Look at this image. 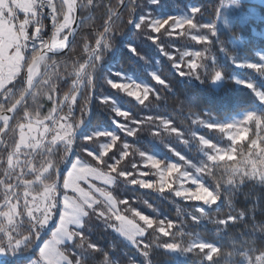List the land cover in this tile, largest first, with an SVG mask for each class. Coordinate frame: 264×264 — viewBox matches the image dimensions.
I'll list each match as a JSON object with an SVG mask.
<instances>
[{"label":"trees","instance_id":"obj_1","mask_svg":"<svg viewBox=\"0 0 264 264\" xmlns=\"http://www.w3.org/2000/svg\"><path fill=\"white\" fill-rule=\"evenodd\" d=\"M181 1L80 0L82 24L70 46L74 51L68 56L46 57L40 73L43 75L35 89L8 128L5 129L4 123L0 126L1 209L8 202L23 201L20 195L25 183L37 182L36 172H32L31 167L44 170L50 156L54 157L55 169L48 177L53 180L56 177L60 180L59 173H65L78 157L96 163L85 149L94 145L99 149L102 141L109 137H98L99 140L93 139L89 144L83 136L97 127L117 129L119 140L115 151L111 148L103 161L108 165L122 161L116 164V171H111L114 176L123 171L131 174L128 179L138 180L139 172L145 168V159L134 151L139 148L146 155H162L165 165L172 162L179 165L182 174L172 175V188L177 191L190 184L180 183L182 177L202 178L213 192L219 186L220 200L210 204L205 200L184 199L170 191L160 193L152 188H141L139 184H129L124 177H117L113 192L121 199L137 201L133 205L136 210L156 223H162L158 231L149 228L145 235L129 239L116 230L118 224L115 221H97L93 213L85 226L75 233L82 231L100 250L88 249L87 243L78 247L79 236L63 246L68 256L73 260L79 257L83 264H264V64L260 63L258 54L264 47V38L252 34L253 26H264V7L259 6L260 17H250L245 23L237 19L230 28L217 29L214 24L218 16L216 11H220L219 21H222L224 7L216 9L209 0H199L201 11L194 16L198 27L188 24L177 29L174 26L177 20L187 13L186 10H191L193 2H197L186 0L188 5L184 8ZM55 2L61 12L65 11L61 0ZM163 12L171 15V23L158 32L149 29L153 18ZM143 16L145 19L137 29L134 23ZM209 23L214 27L205 28L204 25ZM106 28L110 31L106 32ZM212 32L214 34L210 36ZM202 34L209 36L210 43L198 42ZM154 35L155 40L152 39ZM101 36L105 43L100 54L103 59L89 60L85 45H95ZM106 45L114 46L109 50ZM129 45L136 49L135 53L130 51ZM39 52L25 48V68ZM198 52L205 53L203 66L191 69L189 64L197 63ZM52 59L57 63L53 64ZM87 61L88 68L95 66L94 82L91 79L84 85L82 92L75 96L74 104L69 99L50 120L42 122L51 116L55 97L60 104L65 94L69 98L75 95L78 90L74 84L76 74ZM110 68L147 81L152 86L148 99L139 104L122 88L117 91L118 87H105L104 79L106 73L107 77L110 75ZM153 72H158L166 83L158 82ZM217 72L222 73L219 81L214 80ZM23 74L0 91V112L12 106L24 93ZM242 78L249 83L240 84ZM52 83L58 85L55 92L51 90ZM92 86L95 91L92 121L84 135L76 136L72 155L65 156L68 146L60 142L57 147L46 146L44 153L38 151L16 169H11L9 159L17 146L18 126L23 122L53 124L59 111L77 125L81 119L85 123ZM38 91L41 92L36 97ZM45 92L53 96L50 112L44 106ZM109 95L118 98L126 111L124 115L116 114L113 101H103ZM71 103L72 107L69 106ZM247 114L250 115L244 122V134L237 140L230 135V129L218 126ZM116 121L122 124L118 126ZM168 121L173 122L177 132L168 130ZM129 131H136V135H127ZM157 131L159 135L155 134ZM52 134L48 138L53 137ZM125 142L131 145V154L121 157L119 154L124 151L122 144ZM63 165L65 168L59 170ZM104 168L108 170V167ZM151 171L154 170L150 168ZM60 182L58 188L62 186L63 181ZM123 207L119 205V208ZM20 211L21 217L15 227L18 232L13 237L29 233L32 239L23 246L26 248L24 257L11 256L14 260L4 264L23 262L37 255L41 243L50 237L49 231L41 234L40 227H34L36 222L26 217L23 206ZM2 220L0 248L6 247V222Z\"/></svg>","mask_w":264,"mask_h":264},{"label":"rangeland","instance_id":"obj_2","mask_svg":"<svg viewBox=\"0 0 264 264\" xmlns=\"http://www.w3.org/2000/svg\"><path fill=\"white\" fill-rule=\"evenodd\" d=\"M31 1V0H27ZM151 2V0H149ZM193 1V0H192ZM197 2H193L191 4V10L184 15H182L176 22V25H174L177 29L183 28L185 25H188L187 21L193 19L195 14L192 12L193 8L199 7V0H196ZM5 2V3H4ZM211 3V6L221 8L224 7V10L221 17H223L222 21H219V12H217V21H214V24H216L217 29H228L230 28L234 22L238 19L241 23H245L249 20L250 17H260L262 16L259 10H256L254 8L249 9H240V8H234L233 5H230L228 1L220 0L219 2H215L213 0H209ZM152 3V2H151ZM182 6L184 8L188 5L186 0L181 1ZM19 6L18 0H0V35L5 34L7 30L12 27L11 35H15L17 32L14 31L13 24V17L15 16V12L17 11L16 8ZM57 6V3H56ZM58 9H60L57 6ZM60 11V10H59ZM61 12V11H60ZM62 13V12H61ZM65 13V11H63ZM171 15L167 14L166 12H163L161 14L156 15L153 18L152 28L154 31L157 29H160L164 26V21H169ZM145 19V16H143ZM156 21H159L160 23H156ZM16 26V21L15 25ZM252 34L255 36H260L264 38V26L261 28H258L256 26H253L252 28ZM203 37V34L200 38ZM99 45L96 43L93 46H87L85 51L88 53L87 56L89 60H98L96 59L97 56H100L101 49L103 48V37L101 36L99 38ZM22 42V41H21ZM127 47V46H126ZM117 50V49H116ZM258 54L260 57V63L263 62L264 64V47L258 50ZM89 61L85 62L80 70L77 72L76 76L77 79L74 82V84L77 86L78 90L72 97L66 100L65 97L61 101L60 104H58V110L64 105L66 101L71 99L70 101H73V97H77L80 92H82V88L84 85L91 80L95 66H92L88 68ZM46 64V61H42L39 66V74L41 73V68L43 65ZM253 66V65H252ZM254 67V66H253ZM113 68H110L109 72L110 75L107 77V73L104 79V86L105 87H111L107 81L111 80L114 82H117L118 84V90L119 87L122 88V90L127 89V92L129 94H136L138 93L139 99L145 98L147 94L149 93L152 86L145 81L144 79L139 78L138 76H129L126 73L119 72V70L114 71ZM111 71V72H110ZM211 71H213V67L211 68ZM153 77H160V74L158 72L152 73ZM37 77V76H36ZM247 79H239L240 84H247L249 83L246 81ZM93 81V80H92ZM117 88V87H112ZM41 91L36 92V97L38 96V93ZM51 96V99H48L45 97L44 104L46 108L49 110L52 109V103H53V96L49 93ZM111 100L114 102L115 111L120 110L123 113H126V111L122 108V105L119 103L118 98L113 97L111 95L104 97L103 101ZM55 102V101H54ZM72 107V103L69 105ZM85 107L88 109V105L86 104ZM51 108V109H50ZM73 110V109H72ZM250 114L241 116L235 120H229L228 122L224 124H218L221 128L230 129L231 136L233 139L237 140L240 136L244 134L245 131V121L248 119ZM119 124H122L120 121H116V125L119 126ZM71 125L72 131L66 132L65 129ZM77 123L71 121L68 117L65 115L60 114V111L58 112L57 118L53 120V124L51 123H30V122H23L18 126V140H17V146L15 148V152L10 156L9 159V165L11 169H16L25 159L29 156V158L33 157L36 152L40 151L41 153H44L46 150V146H52L57 145L60 142H64L65 145L71 147V151L75 150V147L73 145V142L76 138L75 133L77 131ZM79 128V127H78ZM92 129V128H91ZM50 133H53L52 136H57L58 139L54 142L53 137L48 138V135ZM85 130L81 133V135H84ZM91 136L92 139L99 140L102 136H108L109 139H106V141H102L100 144V148L98 149L95 145L88 147L87 153H90L92 151H95L100 154V160L104 161V156L101 155L102 153H107L112 148V139L113 137H118L117 129H108V128H101L97 127L94 128L88 133H86L83 136V140L85 142H90L91 140H86V137ZM99 137V138H98ZM71 140L72 144L69 145L66 143V140ZM101 139V138H100ZM90 144V143H89ZM54 147V148H55ZM97 148V149H96ZM89 155V154H88ZM91 156V155H90ZM155 159H158L164 164V157L162 155H150ZM93 160L96 161V163H93L92 160L86 158V157H78L76 160L73 161L75 163L76 161H79L80 163L76 164V168L74 171V175L71 178V180L65 179L62 182V186L60 187V180H58V177L55 178V190H53L49 185L51 181H53L52 178L48 177L52 169H55L53 165V159L54 157H49L48 164L46 165L44 170H40L36 167H31L32 172H36V175L34 176L36 183H33L32 181H28L25 183V189L22 190V202H8L2 209L0 208V217H2L5 213L8 214L10 217V220H2L6 222L5 226V236H6V247L0 248V264L7 263L8 261H13L14 259L11 256H18V257H24L26 254V248L23 246L26 245L27 241L29 239H32V236L28 233L24 236H18L13 237V235L17 234L18 229L17 224L19 222V219L21 217V211L20 208L23 206L24 211L26 213V217L31 219L32 222H36L34 227L38 225L40 227L39 232L43 234L46 231L50 232V237L46 244H44L43 247H41L40 252L37 255H33L28 260H25L23 262H12L13 264H41V261L43 264H67V261L64 259V256L61 255L63 252L65 255V250L63 246L66 243H70L72 241H69L67 239L68 234L75 233L80 229V226L76 223V220L78 219L79 215V205L83 203L84 193H87L97 199H103L99 195V192L97 189L105 190V191H113V185L109 184L107 182L109 178V172H111V169H109V165L106 162L98 163L96 157L91 156ZM177 164L175 162H172L170 164ZM169 164V165H170ZM114 164H111V166ZM165 165V164H164ZM105 167H108V170H106ZM177 166H179L177 164ZM65 167L60 166L59 170H63ZM94 169H98L99 171H94ZM68 170H71L70 168ZM152 172V171H151ZM150 168H144L141 170L138 175V180H150V181H156L158 180V177L155 175H151ZM141 173H147L146 175H142ZM112 175V173H111ZM114 176V175H113ZM171 183H172V177H171ZM180 183H190L187 184V186H184L180 189V192L186 196L188 199H197V200H205L208 203L210 201L214 200V192L211 190V188L205 184L202 180V178L199 177H182ZM60 184V185H59ZM148 188V187H147ZM67 197V199H66ZM20 202V203H19ZM55 203V208H52V203ZM119 207V205H118ZM61 215L64 218L63 222V230L55 237H52V233L56 232L58 228H61ZM144 215V214H143ZM45 217H47V223H43L45 220ZM128 216V220H129ZM148 217V216H147ZM149 218L147 222L149 223ZM152 219V218H151ZM131 223H136L134 220H129ZM23 222V221H22ZM125 224H120V229L122 232L127 233V236H130L135 238L136 236L141 235L140 233L136 232H128ZM51 226H53V229H51ZM55 227V228H54ZM119 228V224H118ZM33 230V227L30 228ZM17 231V232H16ZM123 233V234H124ZM125 235V234H124ZM126 236V235H125ZM130 239V238H129Z\"/></svg>","mask_w":264,"mask_h":264},{"label":"clouds","instance_id":"obj_3","mask_svg":"<svg viewBox=\"0 0 264 264\" xmlns=\"http://www.w3.org/2000/svg\"><path fill=\"white\" fill-rule=\"evenodd\" d=\"M105 31H110V29H105ZM67 39V38H65ZM97 44L99 45V41H97ZM108 47L109 50H111V48L114 45H106ZM85 47H87V44L85 45ZM63 49H64V55L68 56L70 53H72L74 51V49H69L67 46V43H65V45H63ZM129 49L130 51H132L133 53H135V48L132 47L131 45H129ZM46 59V56H40L39 54H37V60L38 61H44ZM63 59V57L61 58ZM96 59L98 61H101L103 59L102 56H97ZM52 63L56 64L57 61L55 59H52ZM31 72L32 70L29 69V82H31ZM57 84L56 83H52L51 84V90L52 92H55L56 88H57ZM44 96L48 99H51V96L49 95L48 92L44 93ZM65 97H67V94H65ZM72 144L69 143V145ZM135 152L137 153H141V150L139 148H135L134 149ZM72 155V151H71V147L68 148V150L65 152V156H70ZM102 156L104 155V153L101 154ZM122 161H119V163H121ZM99 163V162H98ZM76 166L75 165H71V170H75ZM109 169H111V171H116L115 169L112 168L111 165H109ZM199 171V169H198ZM131 174L125 176L123 171H118L116 172V175L113 176L111 175V172H109V178L107 180V182L113 186L116 185V181H117V177H124L125 180H127V182L129 184L132 185H137L139 184V186L141 188H145L146 185L153 183L154 181H150V180H136V179H128V177ZM209 175H211V172H209ZM53 190H55V181H51L50 185H49ZM154 191H158L160 193H163L165 191H170L172 192L175 196H181L184 199H187L186 196H183V194L180 191L175 190L174 188L171 189H165L164 185L161 184L160 187H153L152 188ZM97 191L99 192V195L101 197H103V199H97L87 193H84V199H83V203L79 205V215H78V219L76 220L77 224L80 226V229H82L85 224L88 222L89 218L92 217L93 213H95V218L97 219V221H101V222H107V221H115L117 224H125V223H131V221L128 220V216L131 215L133 217V219L135 220H139L142 221V227H138L137 228V232L140 233L141 235L144 234V232L146 230H148L149 228H153L154 230L158 231L159 230V224L162 223V221H158L155 225V227H153L152 225H150L147 220L148 217L146 215H143L140 211L136 210L134 208V203H136L137 201H133L130 202L127 199H121L120 196L116 195L115 192L113 191H105V190H101V189H97ZM220 190H219V186H217V188L214 190V200L210 201L209 203H218L220 200ZM67 199V197H66ZM143 203L147 204V201H143ZM118 205H123V209L119 208ZM149 207H151L150 204H148ZM52 208H55V203H52ZM61 219V228H58L56 232L52 233V237L55 238L62 230H63V222H64V218L61 215L60 217ZM43 223H47V217H45V220L43 221ZM117 231L122 232L120 228H116ZM124 233V232H122ZM125 234V233H124ZM127 236V234H125ZM79 236L80 237V241L79 244L77 245L78 247H82L84 244L87 243V248L93 251H99L100 249L98 248L97 245L90 243L88 237L82 232H78V233H71L68 234L67 239L69 241H74L76 239V237ZM128 238L132 239V237L127 236ZM135 242V241H134ZM61 255L64 256V259L67 261V264H83V261L79 258L76 257L75 260H73L71 258V256L65 255L63 252L61 253ZM74 255V253H73ZM105 258H107L108 254L105 253Z\"/></svg>","mask_w":264,"mask_h":264},{"label":"snow or ice","instance_id":"obj_4","mask_svg":"<svg viewBox=\"0 0 264 264\" xmlns=\"http://www.w3.org/2000/svg\"><path fill=\"white\" fill-rule=\"evenodd\" d=\"M151 2H152V3H157L158 0H151ZM200 11H201V9H199V8H193V9H192V12H193L194 14H195V13H198V12H200ZM143 19H144V18L142 17V18L139 19V22L134 23V26H135L137 29H139V27H140V23L143 22ZM156 23H160V22H159V21H156ZM170 23H171V21H167V20L164 21V22H163L164 27H167ZM187 23H188L189 25H191L193 28L198 27V26L196 25V23H195V18H194V17H193V19L188 20ZM148 27H149V29H152V23H149ZM204 27H205V28H210V27H214V26H213L211 23H209V24L204 25ZM156 31L158 32V31H160V29H157ZM213 34H214V32L210 33V36L213 35ZM208 37H209V36H205V37H202V38H198V42H201V43H202V42H205V41H206V42L210 43V40L208 39ZM156 38H157V37H156L155 35L152 37L153 40H155ZM135 51H136V49H135ZM202 58H206V57H205V53H204V52H198V53L196 54V60H197V63H195V64L190 63V64H189V67H190L191 69H198L199 67H202V66H203ZM180 67H183V65H180ZM181 73H183V72H181ZM183 74H184V73H183ZM197 78H199V76H198ZM91 79L94 81V80H95V76L93 75ZM156 79H157L158 82H160L161 84H165V83H166V81H164V80H163L162 78H160V77H156ZM220 79H222V73L217 72V73L214 75V80L219 81ZM107 83H108L111 87H118L117 82H114V81L109 80V81H107ZM123 91L127 92V89H124ZM130 95H132L133 98H135L136 101H137L139 104H143V103L148 99V96H145V98H144L143 100L139 99V98H138V96H139L138 93H136V94H130ZM65 99L67 100L68 97H65ZM75 100H76V97H73V101H72L73 104L75 103ZM89 111H90V109H89ZM116 114H117L118 116H119V115H124V113L121 112L120 110H116ZM161 119H163V118H161ZM256 119L259 120L258 117H256ZM83 123H84V121L81 119V120L79 121V124L82 125ZM201 123H204V122L201 121ZM172 125H173V122H172V121H168L166 127H167L168 130H170L171 132H177L176 127H173ZM65 131H66V132H71V131H72V127H71V125H69V126L67 127V129H65ZM155 134H156V135H159V132L157 131ZM127 135H129V136H135V135H136V131H129V132L127 133ZM57 139H58L57 136H54V137H53V141H54V142H55ZM85 139H86V140H91L92 137L89 136V137H86ZM117 140H119V137H115V136H114L113 139H112V150H113V151H115L116 141H117ZM200 140H201L202 142H204V143H207V141H205L203 137H200ZM65 142L69 144V143H71V140L69 139V140H66ZM122 147H123L124 151L121 152L119 155H120L121 157H127V156H129V155L131 154L130 151H129V149L131 148V145L128 144L127 142H125V143L122 144ZM85 152H88V150L85 149ZM88 154L91 155V156H93V157H96L97 162H99V163H102V162H103V161L100 160V158H99V157H100V154H99V153H97V152H95V151H92V152H90V153H88ZM104 155H108V153H104ZM139 155L145 159L144 167H145V168H151L152 170H154V171L151 172V175H155V176L158 177V180L154 181V182L151 183V184L146 185V187H148V188H153V187H157V188H158V187H160L161 184H163L164 187H165V189H171V188L173 187V185H172V183H171V177H172L173 173H181V174H182V169L179 168V167L177 166V164H174V163H173V164H170V165H164V164H162V162H161L160 160L155 159V158H153V157L150 156V155H146V154L143 153V152L139 153ZM213 159H214V157H213ZM77 163H80V162H79V161H76L75 163H72L71 165H75V166H76ZM116 164H119V160L116 162ZM116 164L112 165V168H113V169L116 168ZM134 167H135V166H134ZM70 169H71V166H70ZM74 171H75V170H66V172L63 173V174L59 173L60 181H64L65 179L71 180V178H72L73 175H74ZM94 171H99V170H98V169H94ZM129 174H130V173H128V172H124V175H125V176H127V175H129ZM141 174H142V175H146L147 173H141ZM0 219L10 220V217L8 216L7 213H5L2 217H0ZM129 220H134V221H136V223H135V224H134V223H126L125 226H126L128 232H136L138 227H142V226H143L142 223H141L142 221L135 220V219H133L132 216L129 217ZM76 223H77V222H76ZM149 223H150L153 227H155V225H156V222H155L154 220H152L151 218H149ZM146 232H147V230L144 232L143 235H145ZM125 234H127V233H125ZM46 243H47V242H42V243H41V247H43L44 244H46ZM147 254H148V253H145V255H147ZM41 264H43L42 261H41Z\"/></svg>","mask_w":264,"mask_h":264},{"label":"crops","instance_id":"obj_5","mask_svg":"<svg viewBox=\"0 0 264 264\" xmlns=\"http://www.w3.org/2000/svg\"><path fill=\"white\" fill-rule=\"evenodd\" d=\"M228 1L234 8L259 9L264 7V0H223ZM5 3V2H4ZM19 6L16 8V14L13 17V28L17 30L15 35H11L12 27L5 34L0 35V91L7 87L10 83L16 82L22 76L26 65L25 46L21 42L19 31L17 29V21L23 27V31L32 35L36 31V19L34 16V8L36 0H18ZM16 21V26L15 25ZM16 29V30H15ZM22 79V78H21ZM47 105V103L45 102Z\"/></svg>","mask_w":264,"mask_h":264},{"label":"water","instance_id":"obj_6","mask_svg":"<svg viewBox=\"0 0 264 264\" xmlns=\"http://www.w3.org/2000/svg\"><path fill=\"white\" fill-rule=\"evenodd\" d=\"M61 1L63 2L65 6V14L67 16V23L63 27L60 33V35L63 36L62 47L57 48L53 45V43H50L48 46L40 50V52L38 53L40 56L48 57V56L64 55L63 45L67 43V46L70 49L72 42L75 40L77 34L79 33V30L82 24L80 0H61ZM41 62L42 61L37 60V55H35L33 59L28 63V65L25 68L23 77H22V81L25 86L24 93L12 106L0 112V126L4 123L5 129L8 128L11 120L14 118L18 110L22 107L24 102L27 100V98L31 95L38 81L42 77L43 73L38 74L37 77L32 76L34 66L36 65V63L41 64ZM29 69L32 70L31 82H29ZM94 76L96 77V74ZM94 103H95V91H94V87L92 86L91 87V97H90V107H89L90 111H88V115H87V119L85 123L83 125L78 124L79 128L77 129L75 136H78L79 134H81L91 123ZM57 110H58V101H57V98L55 97L54 108H53V112L51 116L47 120H43L42 122H46L50 120L56 114Z\"/></svg>","mask_w":264,"mask_h":264},{"label":"built area","instance_id":"obj_7","mask_svg":"<svg viewBox=\"0 0 264 264\" xmlns=\"http://www.w3.org/2000/svg\"><path fill=\"white\" fill-rule=\"evenodd\" d=\"M55 1L36 0L33 11L36 19V34L25 33L20 22L17 21L20 39L27 50L39 51L50 43L57 48L62 47L63 36L60 33L67 23V16L59 11Z\"/></svg>","mask_w":264,"mask_h":264},{"label":"bare ground","instance_id":"obj_8","mask_svg":"<svg viewBox=\"0 0 264 264\" xmlns=\"http://www.w3.org/2000/svg\"><path fill=\"white\" fill-rule=\"evenodd\" d=\"M39 66H40L39 63H36V65L34 66L33 72H32L33 77H36L39 74Z\"/></svg>","mask_w":264,"mask_h":264}]
</instances>
